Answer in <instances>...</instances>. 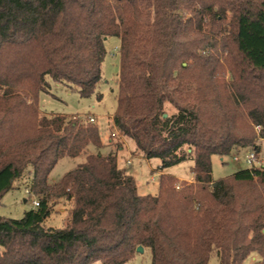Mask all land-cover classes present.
I'll return each mask as SVG.
<instances>
[{
  "label": "trees",
  "instance_id": "1",
  "mask_svg": "<svg viewBox=\"0 0 264 264\" xmlns=\"http://www.w3.org/2000/svg\"><path fill=\"white\" fill-rule=\"evenodd\" d=\"M109 37L121 41L113 127L161 171L191 159L193 183L162 176L158 195H140L114 153L49 181L59 161L105 143L90 120L42 114L39 95L51 79L90 96ZM261 140L264 0H0V205L30 169L40 202L0 217V264H125L139 247L152 264H264V163L212 175V156L258 157ZM58 199L72 205L63 229L45 225Z\"/></svg>",
  "mask_w": 264,
  "mask_h": 264
},
{
  "label": "rangeland",
  "instance_id": "2",
  "mask_svg": "<svg viewBox=\"0 0 264 264\" xmlns=\"http://www.w3.org/2000/svg\"><path fill=\"white\" fill-rule=\"evenodd\" d=\"M231 17L232 14L229 12L224 22L226 33L223 36H227L230 33L231 27L228 22ZM105 48L107 54L102 64V80L90 96L82 97L76 86L58 83L51 79H49V91L41 92L39 95V106L42 114L75 116L80 118L82 122H86L93 117L95 124L100 128L101 136L105 143L102 149H97L95 146L90 145L79 157L64 158L59 161L51 172L49 181L51 183L59 181L66 173L85 162L89 154L100 153L106 156L109 153H114L118 155L119 167L126 169L134 177L140 195H158L162 176L171 175L178 179L176 183L177 189L193 183L194 181H189L193 175V161L191 159L161 171L159 169L161 166L159 159H145L137 151L135 143L131 139L121 137L119 132L113 127L112 118L118 110L120 39L117 37L107 38ZM218 50L222 51V49ZM228 60V54H225L220 59L221 64L224 65L227 71ZM185 65L187 66V63H183V66ZM227 78L228 80L230 79L229 72L227 73ZM165 110L168 115H173L177 112L176 108L169 103L166 104ZM259 148L258 159L263 164L264 140L259 141ZM185 150L187 154H192L191 150ZM250 152L252 150L243 149L240 153L233 152L223 158L217 155L212 156L213 178L215 180L226 179L241 169L250 168L251 166L246 162ZM31 172L32 170L30 169L23 178L15 182V188L4 195L0 205V217L22 219L27 211L35 208L33 201L35 199L38 200L37 197L26 194V190L30 188L33 180ZM71 208L72 205L67 204L64 199L54 200L52 211L46 219L45 225L55 229L65 228L70 218ZM253 258L255 257H249L245 264H252ZM92 264H102V262L97 261ZM125 264H152L151 250L145 248L143 252H136L134 257ZM209 264H220L219 258L213 255Z\"/></svg>",
  "mask_w": 264,
  "mask_h": 264
},
{
  "label": "built area",
  "instance_id": "3",
  "mask_svg": "<svg viewBox=\"0 0 264 264\" xmlns=\"http://www.w3.org/2000/svg\"><path fill=\"white\" fill-rule=\"evenodd\" d=\"M89 120H90V122L95 123V119L93 117L90 118ZM235 160H237V158H235ZM246 162L250 166H254V165H258L259 166V165H261L260 161L258 160V157H257V155H256V153L254 151L250 152V154L247 156ZM26 193L30 194V191L27 189ZM33 205H34V207H39L40 206V202L35 199L33 201Z\"/></svg>",
  "mask_w": 264,
  "mask_h": 264
},
{
  "label": "crops",
  "instance_id": "4",
  "mask_svg": "<svg viewBox=\"0 0 264 264\" xmlns=\"http://www.w3.org/2000/svg\"><path fill=\"white\" fill-rule=\"evenodd\" d=\"M189 181H194V176L192 175V177L189 179ZM25 202H27V200H25ZM256 258H253V260Z\"/></svg>",
  "mask_w": 264,
  "mask_h": 264
},
{
  "label": "water",
  "instance_id": "5",
  "mask_svg": "<svg viewBox=\"0 0 264 264\" xmlns=\"http://www.w3.org/2000/svg\"><path fill=\"white\" fill-rule=\"evenodd\" d=\"M144 251V249L142 248V247H139L138 249H137V252H143Z\"/></svg>",
  "mask_w": 264,
  "mask_h": 264
}]
</instances>
